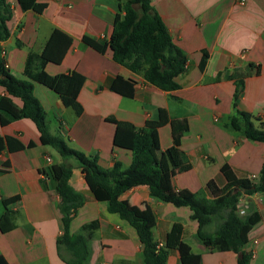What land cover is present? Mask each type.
<instances>
[{"label":"crops","instance_id":"crops-1","mask_svg":"<svg viewBox=\"0 0 264 264\" xmlns=\"http://www.w3.org/2000/svg\"><path fill=\"white\" fill-rule=\"evenodd\" d=\"M125 1L37 0L46 7L36 13L22 11L17 0H6L11 18L9 37L0 43V58L10 75L27 80L23 70L28 54H40L58 30L71 39V45L60 63H47L44 71L51 76L75 71L85 78L77 96L79 115L64 107L54 91L33 83L48 133L96 157L104 170L115 163L126 169L132 155L113 142L116 122L140 129L146 121H155L161 124V150L174 149L183 159L171 179L176 192L201 193L212 200L206 185L210 181L218 188L226 185L223 166L236 178H258L264 144L231 130L228 120L234 111L235 85L240 82L243 88L235 107L264 122V0H151L173 42L186 55L185 72L176 77L179 88L174 91L155 87L143 72L134 73L113 60L112 32L123 17ZM84 38L105 41L104 52L86 45ZM116 78L130 87H113ZM6 95L0 86V97ZM12 102L22 107L19 99ZM183 129L176 139L175 133ZM6 137L25 148L9 150ZM63 163L54 149L40 143L30 120L10 122L0 115V257L7 264H66L58 257L55 243L61 225L54 167ZM68 163L72 165L69 186L84 199L69 233L87 238L86 264H141L135 231L93 198L81 170L73 161ZM123 188L119 199L147 221L159 246L170 228L181 224L182 241L199 256V264H236L235 253L212 251L195 238L197 224L187 207L152 199L144 184L123 182ZM240 200L246 213L256 216L243 250L251 253L249 264H264V192ZM2 226L8 230L2 231ZM166 264H181L176 250L168 251Z\"/></svg>","mask_w":264,"mask_h":264},{"label":"trees","instance_id":"trees-1","mask_svg":"<svg viewBox=\"0 0 264 264\" xmlns=\"http://www.w3.org/2000/svg\"><path fill=\"white\" fill-rule=\"evenodd\" d=\"M17 3L22 11L32 10L36 13H41L46 7L37 0H17ZM10 18L8 3L0 0V43L9 37ZM83 41L99 52H104L106 48L103 40L84 38ZM70 45L71 39L68 36L54 30L40 54H28L23 70L27 80H19L10 75L0 58V86L7 94L0 97V115L10 122L30 120L39 132L40 143L54 149L64 161L54 167L55 192L59 197L57 212L61 225V233L55 243L61 261L66 264H86L89 260L87 238L82 234L69 233L70 222L84 203L82 195L76 193L68 183L72 171L68 161L71 160L81 170L93 198L104 202L108 213L116 214L135 231L141 244V264H166L168 251L172 249L178 252L181 264H199L200 258L182 241L184 230L181 224H174L164 244L159 246L153 240L147 221L132 211L126 201L119 199L124 189L123 182L144 184L152 199L176 208L187 207L191 211V220L197 224L195 238L200 243L212 251L235 253L236 264H249L251 253L244 252L243 247L256 216L254 213L238 216L236 205L243 196L264 192V162L256 180L236 178L227 166H223L221 173L226 185L218 188L213 181L206 185L212 200L201 193L186 190L176 192L171 179L183 166V159L174 149L161 150L158 135L161 124L146 121L142 128L136 129L130 124L116 122L113 142L131 152V164L126 169H122L119 163H115L110 170L102 169L96 157L76 151L62 139L48 133L45 112L33 96V83H39L54 91L64 107L72 108L77 115L82 112L77 96L85 78L75 71L55 76L44 71L47 63H60ZM112 56L114 61L132 72H143L148 83L164 91L179 88L175 79L186 68L185 53L173 42L151 0L124 2L123 17L116 21L112 32ZM205 58L203 54L200 68ZM119 84L130 87L129 82L120 78L112 82L113 87ZM242 88V84L237 82L233 94L234 111L228 126L245 139L264 144V122L235 107V100ZM12 98L19 99L22 107L17 108ZM185 131L183 129L175 133V138L178 139ZM6 142L9 150L25 148L10 137H6ZM32 146L31 143L27 145L28 148ZM1 230L6 231L8 228L2 226ZM0 264L7 263L0 257Z\"/></svg>","mask_w":264,"mask_h":264},{"label":"built area","instance_id":"built-area-1","mask_svg":"<svg viewBox=\"0 0 264 264\" xmlns=\"http://www.w3.org/2000/svg\"><path fill=\"white\" fill-rule=\"evenodd\" d=\"M249 179L250 180H256L257 177L251 176ZM236 214L238 216H240V217L241 216H244L246 214L245 206H244V204H243V202L241 200H239L238 203H237V205H236Z\"/></svg>","mask_w":264,"mask_h":264}]
</instances>
